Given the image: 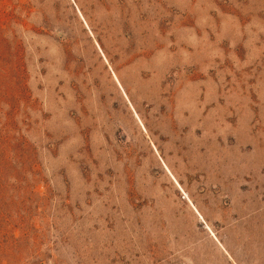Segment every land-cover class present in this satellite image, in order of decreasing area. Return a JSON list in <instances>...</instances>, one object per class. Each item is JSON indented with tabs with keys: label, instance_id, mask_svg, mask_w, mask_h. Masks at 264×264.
<instances>
[{
	"label": "rangeland",
	"instance_id": "obj_1",
	"mask_svg": "<svg viewBox=\"0 0 264 264\" xmlns=\"http://www.w3.org/2000/svg\"><path fill=\"white\" fill-rule=\"evenodd\" d=\"M0 264H264V0H0Z\"/></svg>",
	"mask_w": 264,
	"mask_h": 264
}]
</instances>
